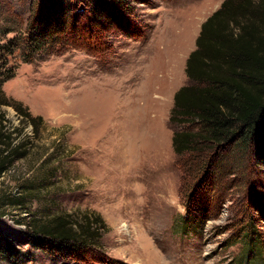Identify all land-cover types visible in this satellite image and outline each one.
I'll use <instances>...</instances> for the list:
<instances>
[{"label":"rangeland","instance_id":"rangeland-1","mask_svg":"<svg viewBox=\"0 0 264 264\" xmlns=\"http://www.w3.org/2000/svg\"><path fill=\"white\" fill-rule=\"evenodd\" d=\"M224 1L132 0L109 18L68 7L51 14L48 39L36 46L28 36L38 39L39 1L0 0V73L13 75L2 90L43 119L34 132L2 107L22 129L27 157L0 179V264H244L247 215L264 243V160L248 161L239 144L185 162L173 147L174 133L191 127L170 123L174 96L190 84L202 24ZM205 165L218 167L206 196L212 211L184 232ZM84 211L101 215L107 232L75 251L50 239L40 248L34 223Z\"/></svg>","mask_w":264,"mask_h":264},{"label":"trees","instance_id":"trees-1","mask_svg":"<svg viewBox=\"0 0 264 264\" xmlns=\"http://www.w3.org/2000/svg\"><path fill=\"white\" fill-rule=\"evenodd\" d=\"M38 1L32 20L39 31L38 39L28 36L29 45L35 41L36 46L44 45V40L48 39L52 16L56 17L51 14H59L68 7L73 10L75 6L87 7L95 15L102 13L100 17L103 18H109L110 10L122 16L132 0ZM49 4L53 12L47 7ZM124 20L123 25L128 29V21ZM50 45L64 46V42L51 38ZM6 72L0 73V179L15 163L27 157L24 140H19L22 129L11 126L2 107L14 109L22 128L30 125L37 132L43 123L41 117L33 116L28 108L6 97L2 86L13 78ZM186 75L190 84L175 94L170 123L191 127L174 133L175 154L186 162L196 153L203 157L221 148L234 151L241 144L240 150L247 152L248 161L257 165L264 160V0H225L202 24L196 50L187 60ZM194 169L198 171L197 166ZM217 172L218 167L213 165L202 169V176L194 185L186 213L179 223L184 232L202 228L210 217L213 200L206 196L209 195L207 191H214ZM251 186L248 187L249 198L255 195L254 184ZM256 200L254 204L260 206ZM244 222L250 223V230L239 232L244 247L241 262L254 264L264 254V243L253 216L247 215ZM31 230L43 238L41 249L47 248L46 242L50 239L54 244L75 251L88 247L91 239H98L107 232V225L98 213L84 211L79 218L67 215L46 223L38 221Z\"/></svg>","mask_w":264,"mask_h":264},{"label":"crops","instance_id":"crops-1","mask_svg":"<svg viewBox=\"0 0 264 264\" xmlns=\"http://www.w3.org/2000/svg\"><path fill=\"white\" fill-rule=\"evenodd\" d=\"M159 76V75H158ZM175 97V96H174Z\"/></svg>","mask_w":264,"mask_h":264}]
</instances>
